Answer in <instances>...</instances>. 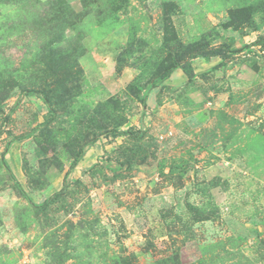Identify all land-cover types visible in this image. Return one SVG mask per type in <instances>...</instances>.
<instances>
[{"label": "rangeland", "instance_id": "374dc122", "mask_svg": "<svg viewBox=\"0 0 264 264\" xmlns=\"http://www.w3.org/2000/svg\"><path fill=\"white\" fill-rule=\"evenodd\" d=\"M0 18V264H264V0Z\"/></svg>", "mask_w": 264, "mask_h": 264}, {"label": "trees", "instance_id": "16d2710c", "mask_svg": "<svg viewBox=\"0 0 264 264\" xmlns=\"http://www.w3.org/2000/svg\"><path fill=\"white\" fill-rule=\"evenodd\" d=\"M2 20H1V18H0V22H1ZM211 52H214V54H216V55H220V54H222L223 52H221V50H217L216 49V51H209V50H207L206 48L205 49H203V47L202 48H200V49H198L197 51H194L192 54H191V56H192V58H194V57H197L198 55H204V54H207V53H211ZM174 69V65H168L167 67H165V71H163V77H167L170 73H171V71ZM119 134L120 135H127V134H132V131H128V130H126V131H119ZM58 195V193L56 194V195H54V196H57Z\"/></svg>", "mask_w": 264, "mask_h": 264}]
</instances>
